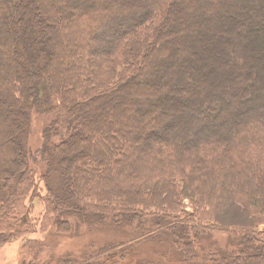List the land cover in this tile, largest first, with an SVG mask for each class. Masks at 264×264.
Here are the masks:
<instances>
[{"label": "trees", "instance_id": "obj_1", "mask_svg": "<svg viewBox=\"0 0 264 264\" xmlns=\"http://www.w3.org/2000/svg\"><path fill=\"white\" fill-rule=\"evenodd\" d=\"M36 199L126 236L77 264H264V0H0V246Z\"/></svg>", "mask_w": 264, "mask_h": 264}, {"label": "rangeland", "instance_id": "obj_2", "mask_svg": "<svg viewBox=\"0 0 264 264\" xmlns=\"http://www.w3.org/2000/svg\"><path fill=\"white\" fill-rule=\"evenodd\" d=\"M34 1H33V4ZM37 5V4H36ZM41 6V3H39ZM33 8L30 10L33 13ZM108 14L100 16L99 19L103 20ZM40 16V17H39ZM42 18L41 14L32 15L30 12L29 20L33 24L34 18ZM36 36L38 34L36 33ZM36 46L41 47L42 42H37ZM28 52L25 53L27 57ZM26 61H24L25 63ZM29 65V60L27 61ZM11 113H13L11 111ZM10 113V116H11ZM12 117V116H11ZM43 116L41 114L32 113L31 124L29 128L28 144L32 150L38 149L42 143V127ZM38 194L44 193L42 184L37 182ZM185 211L191 212L192 207L187 200L184 201ZM43 213V207L36 199L33 201V208L31 211V219L33 222V231L27 237L28 242L25 245L24 239L10 240L4 245L0 246V264H52L54 261H58L65 257L74 259V263H81L87 260L83 254L89 253L95 247H101L106 242H117L118 240L126 237L125 235H117V229L108 227L105 224H83L80 221L72 220L71 228L66 233L56 232L49 224L42 223L41 216ZM70 220V221H71ZM263 229V226L258 227V232ZM123 231V229H122ZM230 232V231H228ZM119 237V238H118ZM229 234L228 233H215L211 240L202 243V247L206 251L209 248L214 249L215 246L212 243H217L219 247H224ZM166 247H164L165 249ZM147 253L139 254L138 264H151L152 259L147 258ZM96 264H100L97 258ZM99 262V263H97ZM94 263V262H92ZM104 264H114L107 261ZM117 264V263H116ZM126 264V263H123Z\"/></svg>", "mask_w": 264, "mask_h": 264}]
</instances>
